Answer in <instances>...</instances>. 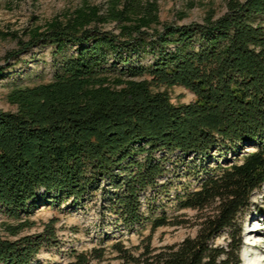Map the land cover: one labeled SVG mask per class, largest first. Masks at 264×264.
<instances>
[{
    "label": "trees",
    "instance_id": "trees-1",
    "mask_svg": "<svg viewBox=\"0 0 264 264\" xmlns=\"http://www.w3.org/2000/svg\"><path fill=\"white\" fill-rule=\"evenodd\" d=\"M159 11L158 0L84 2L25 37L0 31L17 41L4 61L41 44L63 56L51 80L9 89L16 110L0 109V213L20 222L48 200L83 205L100 192L127 229L183 226L180 217L142 212L141 195L168 172L158 154L211 161L215 151L240 152L177 196L179 209L197 211L194 237L138 256L120 242L114 248L133 264H241L244 216L264 184V0H226L223 14L189 24L162 22ZM173 86L195 99L174 104L163 90ZM24 226H8L15 239L0 236V264H31L57 244L55 222L20 237ZM224 231L228 244L215 245ZM104 254L73 250L66 264Z\"/></svg>",
    "mask_w": 264,
    "mask_h": 264
},
{
    "label": "rangeland",
    "instance_id": "rangeland-1",
    "mask_svg": "<svg viewBox=\"0 0 264 264\" xmlns=\"http://www.w3.org/2000/svg\"><path fill=\"white\" fill-rule=\"evenodd\" d=\"M84 2L102 4L106 0H0V31L17 33L25 37V33L37 25L61 17L65 12L74 10ZM159 15L162 22L189 24L202 22L209 14L221 15L226 11V0H158ZM113 25L107 27L112 29ZM17 47V41L12 37L0 39V65L5 66V78L0 76V109L14 111L16 107L8 101L9 89L13 85H32L51 80L58 71L63 56L55 54L53 45L41 44L33 47L18 58L4 61L8 51ZM151 61V56L143 60ZM174 104L192 102L195 95L182 86L164 87ZM246 146L244 151L252 150ZM166 156L168 172L160 179L159 186L148 189L141 195L142 212L145 217L166 214L171 220L180 217L188 221L183 226H162L153 229L150 221L127 229L121 223H116V217L104 208L105 199L100 192L84 202L74 204L69 200L61 205L48 200L24 220L17 222L0 213V236L15 239L8 230L9 225L25 224L20 237L37 235L44 231L46 224L55 222L57 244L45 247L31 264H66L71 260L73 250L86 251L93 248L105 250L102 259L92 264H133L120 258L114 245L117 242L129 249L133 255H140L150 245L159 249L166 245L178 244L185 238L194 237L197 211L179 209L177 196L186 190L197 189L207 176V169L217 163H229L242 158L243 153L236 156L231 152L220 154L213 152V158L208 161L184 157L180 152L160 153L158 157ZM204 166V168H201ZM43 192V191H42ZM44 193V192H43ZM26 218V219H25ZM264 224V184L251 195V206L243 220V247L241 249V264L259 261L264 264V250L255 249L246 241L260 239L264 243V233L261 237L250 235L255 228ZM18 236V237H19ZM229 242L228 232H222L213 241L215 245L226 246Z\"/></svg>",
    "mask_w": 264,
    "mask_h": 264
},
{
    "label": "bare ground",
    "instance_id": "bare-ground-1",
    "mask_svg": "<svg viewBox=\"0 0 264 264\" xmlns=\"http://www.w3.org/2000/svg\"><path fill=\"white\" fill-rule=\"evenodd\" d=\"M261 233H264V224L262 223L259 228L254 229V233L250 235H254L255 237H261ZM247 244H252L253 248L255 249H263L264 250V243L260 239L253 240L252 238L248 241H246ZM249 264H259V261H253L250 262Z\"/></svg>",
    "mask_w": 264,
    "mask_h": 264
}]
</instances>
